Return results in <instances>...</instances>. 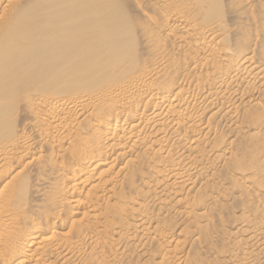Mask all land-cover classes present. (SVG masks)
<instances>
[{
	"label": "bare ground",
	"instance_id": "obj_1",
	"mask_svg": "<svg viewBox=\"0 0 264 264\" xmlns=\"http://www.w3.org/2000/svg\"><path fill=\"white\" fill-rule=\"evenodd\" d=\"M0 264H264V0H0Z\"/></svg>",
	"mask_w": 264,
	"mask_h": 264
},
{
	"label": "rangeland",
	"instance_id": "obj_2",
	"mask_svg": "<svg viewBox=\"0 0 264 264\" xmlns=\"http://www.w3.org/2000/svg\"><path fill=\"white\" fill-rule=\"evenodd\" d=\"M83 87L84 88L78 89V90H76V89H61V90L56 91V92H64V93H60V95H64L65 96V94H75L76 92H93L95 89H97V87L93 88L92 85H89V86L86 85V86H83ZM46 153L47 152H46L45 149L42 150V152H41V154H43V155H46ZM193 196H194V194H193ZM197 202H200V201L198 200ZM200 204H202V203H200ZM198 216H200V215H198ZM81 219L82 218H78V220H81ZM104 252H105L106 255H110V253L107 250H105Z\"/></svg>",
	"mask_w": 264,
	"mask_h": 264
}]
</instances>
